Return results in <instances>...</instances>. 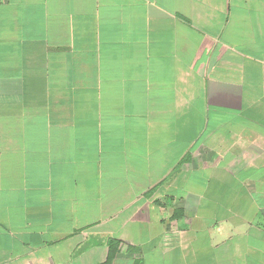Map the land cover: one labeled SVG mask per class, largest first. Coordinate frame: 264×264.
I'll return each mask as SVG.
<instances>
[{"label": "crops", "instance_id": "0c3cea01", "mask_svg": "<svg viewBox=\"0 0 264 264\" xmlns=\"http://www.w3.org/2000/svg\"><path fill=\"white\" fill-rule=\"evenodd\" d=\"M0 264H264V0H0Z\"/></svg>", "mask_w": 264, "mask_h": 264}]
</instances>
